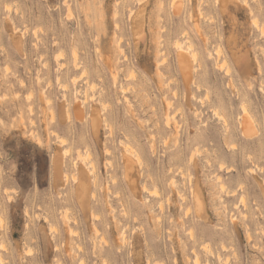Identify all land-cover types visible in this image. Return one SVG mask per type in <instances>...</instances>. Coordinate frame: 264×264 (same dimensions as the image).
<instances>
[{
    "label": "rangeland",
    "instance_id": "obj_1",
    "mask_svg": "<svg viewBox=\"0 0 264 264\" xmlns=\"http://www.w3.org/2000/svg\"><path fill=\"white\" fill-rule=\"evenodd\" d=\"M263 31L264 0H0V263L264 264Z\"/></svg>",
    "mask_w": 264,
    "mask_h": 264
},
{
    "label": "bare ground",
    "instance_id": "obj_2",
    "mask_svg": "<svg viewBox=\"0 0 264 264\" xmlns=\"http://www.w3.org/2000/svg\"><path fill=\"white\" fill-rule=\"evenodd\" d=\"M264 32V31H263ZM262 32V33H263ZM187 54H185V56H186ZM77 56V55H76ZM75 56V57H76ZM184 56V54H180V67L182 68V72H185V71H187L188 70V68L184 71V67H190V65H187L186 63H187V61H188V56L187 57H185ZM196 57V56H195ZM185 59H187V60H185ZM188 64H190V61H189V63ZM187 65V66H186ZM238 68L241 70H244V71H246L244 68H243V64L241 63H239V66H238ZM190 71V68H189V70L187 71V72H189ZM185 74V77L186 76H188V75H186V73H184ZM183 74V75H184ZM227 75V74H226ZM187 78V77H186ZM76 108H78V107H76ZM75 108V109H76ZM243 109V108H242ZM244 113H246L247 115H248V113L246 112V110H244ZM80 115V114H79ZM69 116V115H68ZM77 116V115H76ZM95 116V115H94ZM82 118V117H81ZM97 119H98V117H94V119H92V121H93V126L95 127L96 126V124H97ZM253 122H252V118H249L248 116H243L241 119H240V127H241V130H242V133H243V135L244 136H246V137H250V133L253 131V124H252ZM62 142V141H61ZM58 164V160L57 159H53V162H52V165L53 166H56ZM129 166V165H128ZM127 168H129V167H127ZM57 169H58V171H59V168H57L56 167V172H57ZM148 192V191H147ZM155 193V192H154ZM156 194V193H155ZM152 195V194H151ZM196 202H197V200H195ZM188 215V214H187ZM1 218V217H0ZM2 220V219H1ZM3 222V221H2ZM2 224V223H1ZM73 234V233H72ZM71 234V235H72ZM1 247V246H0ZM3 247V246H2ZM1 247V248H2ZM3 250V249H2ZM194 252V251H193ZM196 260V259H195ZM199 260V259H198ZM196 261V263L195 264H199L200 262L199 261ZM1 261V260H0ZM2 262V261H1ZM1 264V263H0Z\"/></svg>",
    "mask_w": 264,
    "mask_h": 264
}]
</instances>
